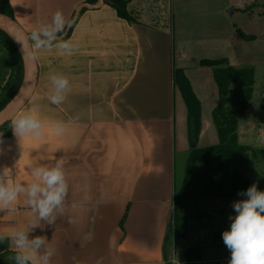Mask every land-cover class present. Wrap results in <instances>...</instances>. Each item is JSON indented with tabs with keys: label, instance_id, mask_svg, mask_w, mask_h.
Segmentation results:
<instances>
[{
	"label": "crops",
	"instance_id": "crops-1",
	"mask_svg": "<svg viewBox=\"0 0 264 264\" xmlns=\"http://www.w3.org/2000/svg\"><path fill=\"white\" fill-rule=\"evenodd\" d=\"M143 1L147 0H132L129 4L136 12L142 7L143 16L138 23L121 18L115 8L106 4L89 8L74 26L72 35L64 38L73 44L70 54L59 49L58 42L50 48L35 49L31 40L37 66L36 88L13 119L23 113H35L42 121V131L39 136L29 133L20 141L12 127L9 136L0 135V169L9 168V180L26 182L33 179V167L63 162L69 182L67 211L58 215L51 227L45 225L43 230L37 228L30 233V238L46 236L56 249L51 264H168L174 254L173 235L170 234L166 245L167 258L163 250L169 226L174 222L178 188L176 154L187 146L190 149L186 136L188 109L185 110L181 92L173 81L175 69H184L202 104L198 146L219 143L212 118L218 103V87L216 95L213 93L214 102L205 111L207 106L186 65L176 62L172 11L170 16H154L151 12L147 16ZM161 1L166 7H173L174 0ZM9 2L15 20L30 35L40 24L51 22L57 10L70 21L68 29L86 0ZM206 67L200 65L197 69L199 81ZM57 73L69 80V90L59 105L48 98L52 90L50 76ZM256 77L255 74L251 106L237 129L239 142L248 146L249 154L251 147L264 150V146L256 144L264 140L263 125L248 117L249 111H257L253 106L262 80ZM204 84L202 81V91ZM261 92L264 93V88ZM56 121L65 125L61 135L53 131ZM254 128H258L255 135ZM254 173L252 161L247 173L251 185ZM183 179L184 175L181 183ZM85 196L91 198L90 203L80 209L71 208L73 201L81 202ZM187 207H182L181 212L189 216V221L191 218L204 221L211 215L207 208L199 214H189ZM32 215L21 195L14 210L0 212V231L24 226ZM70 218L76 222L69 223ZM191 225L189 222L190 229ZM223 231H213L212 240L190 246L202 245L206 259L223 256L222 253L205 256L213 249L223 251ZM190 233L184 240L191 243L208 235L206 229L200 231L199 238ZM170 241L171 253L167 251ZM188 247L182 246L179 253L175 246L177 257L186 258L184 248ZM11 253L7 244H0V264H14L8 259Z\"/></svg>",
	"mask_w": 264,
	"mask_h": 264
},
{
	"label": "trees",
	"instance_id": "trees-1",
	"mask_svg": "<svg viewBox=\"0 0 264 264\" xmlns=\"http://www.w3.org/2000/svg\"><path fill=\"white\" fill-rule=\"evenodd\" d=\"M131 1L86 0L69 28L61 35L63 38L70 37L81 15L100 3L115 8L118 16L130 23H138L143 13L142 10L137 12L131 10L129 7ZM0 14L15 19L9 0H0ZM0 47L7 48L11 58L10 74L4 83H0V113H2L23 87L25 66L20 47L9 32L1 28ZM200 62L203 66L213 68V78L218 87V103L212 111V118L219 143L207 147L198 146L202 126V104L196 97L184 69H175L173 81L179 88L188 109V138L190 139L184 179L175 191L174 222L169 226V233L174 236L176 246L179 241L188 239L190 231L189 216L182 214V207L202 199L245 197L241 193L246 192L251 185L247 173L252 166V157L248 146L239 142L237 129L241 117L249 109L253 100L256 83L255 69L251 66H233L226 58L202 59ZM11 126L10 121L0 128V135L9 136ZM185 252L186 258L190 261L201 260L204 253L202 245L189 246ZM13 255L14 253H11V256ZM11 262L14 263V261Z\"/></svg>",
	"mask_w": 264,
	"mask_h": 264
},
{
	"label": "rangeland",
	"instance_id": "rangeland-1",
	"mask_svg": "<svg viewBox=\"0 0 264 264\" xmlns=\"http://www.w3.org/2000/svg\"><path fill=\"white\" fill-rule=\"evenodd\" d=\"M239 1L174 0L171 8L166 7L161 0H147L143 1V6H147L145 14L151 12L154 16L158 14L170 16L172 11L173 25L176 29V62L178 65H186L190 78L194 81L195 88L201 100H203L204 106L211 105L214 102L213 93L215 92L216 95L217 85L213 79V68L210 67H206L203 70L205 74L199 77L200 81L198 80L196 74L198 72L197 69L201 65L200 60L226 58L233 66L254 67L256 78L259 81L262 80V88L261 86L258 87L253 106V108L256 107L257 111H249L248 117H250L252 122L259 121L263 125L262 129H264V93L261 92L264 88V1L259 0L258 5L255 7L252 6L256 0ZM140 10H142V7H140ZM244 35L251 36L252 39L246 38ZM10 64L11 58L7 48L0 47V83H4L7 80L11 69ZM202 81L205 82L204 91H202ZM183 102L186 110L185 100ZM208 108L209 106L206 107L205 111ZM257 113L261 114V118L258 117ZM208 118L212 121L211 115ZM255 126L258 127L259 124ZM254 129L253 134L255 135L258 128ZM186 136L188 137V124ZM256 144L264 146V140L262 142L257 141ZM189 151V146H187V149L184 148L177 151V186H180L181 177L185 173ZM250 155L255 170L254 175L251 176L252 183H256L259 190H264V151L251 147ZM245 198L237 196L235 199L218 198L214 201L205 199L204 201L199 200L201 205L199 202L189 204V214H199L203 212V208H207V212L211 214L204 221L201 218L200 220L197 218V220L194 218L190 219L189 222L192 224L189 231L191 232L190 236L198 235L199 238L202 229H206L208 235L201 240L198 239L195 243H191L188 240L179 241L177 251L179 252L182 246L210 241L212 240L213 231L225 230L231 223L230 217L235 215L233 203ZM172 244L173 242L170 241L167 247V251L170 253ZM223 251L222 249H213L205 256L209 258L220 255V253H222L221 255H226L225 247H223ZM178 256L181 259L180 255Z\"/></svg>",
	"mask_w": 264,
	"mask_h": 264
},
{
	"label": "clouds",
	"instance_id": "clouds-1",
	"mask_svg": "<svg viewBox=\"0 0 264 264\" xmlns=\"http://www.w3.org/2000/svg\"><path fill=\"white\" fill-rule=\"evenodd\" d=\"M70 21H66L62 11L57 10L51 22L42 23L31 34L35 49L50 48L58 42V48L70 54L73 49L71 40H65L62 33ZM52 90L49 100L59 105L65 100L69 90V80L62 74L50 76ZM13 134L22 140L27 134L41 135L42 121L35 113H23L12 121ZM56 135L65 131V125L56 121L52 125ZM9 168L0 169V212L14 210L18 198L23 195L25 203L30 207L32 218L24 226H13L7 231H0V244H7L14 255L9 261L14 264H51L56 249L44 235L30 233L37 228L43 230L45 225L51 227L58 215L63 216L69 195V182L63 162L57 161L54 166H35L32 168L33 179L26 182H13L8 179ZM246 198L235 201L234 217H230V228L222 233L226 247L230 250L228 264H264V190H259L256 183L250 185ZM91 198L85 196L81 202L73 201L72 209L83 208ZM69 223H75L69 219Z\"/></svg>",
	"mask_w": 264,
	"mask_h": 264
},
{
	"label": "water",
	"instance_id": "water-1",
	"mask_svg": "<svg viewBox=\"0 0 264 264\" xmlns=\"http://www.w3.org/2000/svg\"><path fill=\"white\" fill-rule=\"evenodd\" d=\"M0 28L4 29L5 31L7 30L9 34L14 38L17 45L20 47L23 55L24 66H25L24 81L22 84L23 87L20 93L24 90V88L25 91L21 99L17 103H15V105L10 107L11 103L15 100L14 99L10 103L8 108L2 113H0V128H2L6 126L8 122H10L14 118V116L26 105L27 101L34 93L36 88V80H37V66H35V59L31 47V37L26 31H24L23 28H21L18 22L8 15L5 16L3 14H0ZM15 35H17V37L20 39V42L16 39ZM233 186H235L234 181H233ZM172 219H173V214L171 213L170 223ZM169 237H170V233L166 237L164 250H163L166 258H167L166 245L169 240Z\"/></svg>",
	"mask_w": 264,
	"mask_h": 264
},
{
	"label": "built area",
	"instance_id": "built-area-1",
	"mask_svg": "<svg viewBox=\"0 0 264 264\" xmlns=\"http://www.w3.org/2000/svg\"><path fill=\"white\" fill-rule=\"evenodd\" d=\"M230 224L228 225V227L226 229L230 228ZM203 236H204V234H203ZM173 240H174V244L176 246L174 236H173ZM175 246H174V251H173L174 254L170 259H168V264H228L229 259H230V255H231L230 250L224 244V247L226 248V251H227L226 255L217 257L215 259L202 258L201 260L190 261L187 258H182V260H181L177 257V252H176ZM184 250H186V248H184Z\"/></svg>",
	"mask_w": 264,
	"mask_h": 264
},
{
	"label": "bare ground",
	"instance_id": "bare-ground-1",
	"mask_svg": "<svg viewBox=\"0 0 264 264\" xmlns=\"http://www.w3.org/2000/svg\"><path fill=\"white\" fill-rule=\"evenodd\" d=\"M15 37H16V39L20 42V39L17 37V35H15ZM24 91H25V88H24V90L15 98V100L11 103V105H10V107H12L13 105H15V103H17L20 99H21V97H22V95H23V93H24Z\"/></svg>",
	"mask_w": 264,
	"mask_h": 264
}]
</instances>
